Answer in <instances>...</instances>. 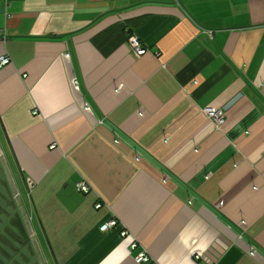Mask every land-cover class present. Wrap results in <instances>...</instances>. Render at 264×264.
Here are the masks:
<instances>
[{
    "label": "crops",
    "instance_id": "crops-1",
    "mask_svg": "<svg viewBox=\"0 0 264 264\" xmlns=\"http://www.w3.org/2000/svg\"><path fill=\"white\" fill-rule=\"evenodd\" d=\"M1 55L12 251L264 264V0H0ZM209 106L224 112L217 127Z\"/></svg>",
    "mask_w": 264,
    "mask_h": 264
},
{
    "label": "rangeland",
    "instance_id": "rangeland-1",
    "mask_svg": "<svg viewBox=\"0 0 264 264\" xmlns=\"http://www.w3.org/2000/svg\"><path fill=\"white\" fill-rule=\"evenodd\" d=\"M0 139H2V136ZM0 146L3 148L4 147L3 143L2 144L0 143ZM3 161H1L0 169H2L3 171L7 170L8 173H12L14 176L17 177V171L14 168V166L11 165L12 162H11L10 158L8 161L6 160V162L5 161L3 162ZM3 176L4 175L0 176V189L2 191L5 190V188L2 189L5 186V184H4L5 181H4V179H2L5 177H3ZM3 193L4 192H0V197H3V199L6 200L7 204L12 203L10 201V198L8 197V199H6V196H4L5 193L4 194ZM8 194H10V193H8ZM3 206L4 205H2V203L0 201V239L7 240V242L10 244V241H8V239H7V238H9V236H6L7 238H5V235H6L5 229H7V224L9 223V220L6 219V217H5L6 209ZM29 216H30V214H29ZM5 220H7V221H5ZM34 222H35L34 228L37 229L38 226L36 224V219H34ZM39 233H40V231H39ZM33 238H34L35 246L39 252L41 259H43V261H45L43 255L46 257L45 252H48L46 242L43 240V238L41 237L40 234L38 235V237L33 235ZM1 241L3 242V240H0V264H25L24 262L26 260L30 261L29 263L36 264L35 260H34V262H35L34 263L33 260H31L32 258H30V257L28 258L27 254L29 253V251H28L27 246H26L27 245L26 241L22 242L21 244H20V242L13 241L12 244H14V249H13L14 252L10 249L11 247H7ZM7 250H10V253ZM34 259H35V257H34Z\"/></svg>",
    "mask_w": 264,
    "mask_h": 264
},
{
    "label": "built area",
    "instance_id": "built-area-1",
    "mask_svg": "<svg viewBox=\"0 0 264 264\" xmlns=\"http://www.w3.org/2000/svg\"><path fill=\"white\" fill-rule=\"evenodd\" d=\"M8 15V14H7ZM129 43L131 45V47L133 48L135 54L137 56L142 55L145 53L146 49L142 48L139 46V43L137 41V38L134 35H131L129 37ZM9 63V57L6 55H1L0 56V66L6 65ZM203 112L213 120L214 124L217 126H219L221 123H223L224 121V112L223 110H221L220 108H214V107H205L203 109ZM53 147V145H52ZM77 189L87 193L89 191V186L88 184H86V182L84 181H80L77 183L76 185ZM96 208L100 207V204L97 203L95 205ZM117 224V220L115 218H111L107 221H105L104 223H102L99 226V230L100 231H106L112 227H114ZM120 235L122 237L127 235V231L124 229H121L120 231ZM129 247L131 250L135 249L137 247V242L135 239H132ZM134 261L137 264H156V262H154V260H152L150 258V256L148 255V253L144 250V249H140L136 252L135 256H134Z\"/></svg>",
    "mask_w": 264,
    "mask_h": 264
},
{
    "label": "trees",
    "instance_id": "trees-1",
    "mask_svg": "<svg viewBox=\"0 0 264 264\" xmlns=\"http://www.w3.org/2000/svg\"><path fill=\"white\" fill-rule=\"evenodd\" d=\"M1 242H2V241H1ZM2 243H4V244H5V243H6V241H4V240H3V242H2Z\"/></svg>",
    "mask_w": 264,
    "mask_h": 264
}]
</instances>
